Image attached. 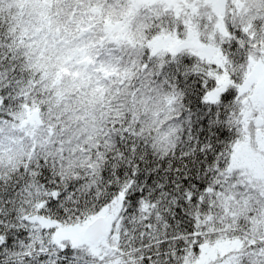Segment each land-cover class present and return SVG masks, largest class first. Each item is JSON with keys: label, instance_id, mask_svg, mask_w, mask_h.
Returning a JSON list of instances; mask_svg holds the SVG:
<instances>
[{"label": "snow or ice", "instance_id": "obj_1", "mask_svg": "<svg viewBox=\"0 0 264 264\" xmlns=\"http://www.w3.org/2000/svg\"><path fill=\"white\" fill-rule=\"evenodd\" d=\"M0 264H264V0H0Z\"/></svg>", "mask_w": 264, "mask_h": 264}]
</instances>
